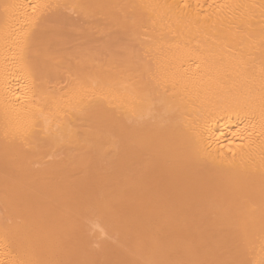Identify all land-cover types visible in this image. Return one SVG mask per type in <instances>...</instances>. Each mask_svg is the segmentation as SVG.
<instances>
[{
  "label": "bare ground",
  "instance_id": "6f19581e",
  "mask_svg": "<svg viewBox=\"0 0 264 264\" xmlns=\"http://www.w3.org/2000/svg\"><path fill=\"white\" fill-rule=\"evenodd\" d=\"M0 264H264V0H0Z\"/></svg>",
  "mask_w": 264,
  "mask_h": 264
}]
</instances>
